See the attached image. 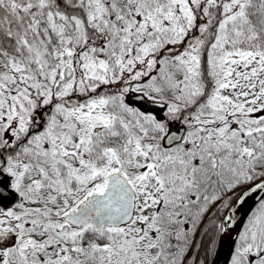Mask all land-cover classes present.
<instances>
[{
  "label": "snow or ice",
  "instance_id": "obj_1",
  "mask_svg": "<svg viewBox=\"0 0 264 264\" xmlns=\"http://www.w3.org/2000/svg\"><path fill=\"white\" fill-rule=\"evenodd\" d=\"M0 264H264V0H0Z\"/></svg>",
  "mask_w": 264,
  "mask_h": 264
},
{
  "label": "water",
  "instance_id": "obj_2",
  "mask_svg": "<svg viewBox=\"0 0 264 264\" xmlns=\"http://www.w3.org/2000/svg\"><path fill=\"white\" fill-rule=\"evenodd\" d=\"M227 251H228V241L226 240L224 242V246H223V249H222L221 256L219 257V261L220 262H223L225 260Z\"/></svg>",
  "mask_w": 264,
  "mask_h": 264
}]
</instances>
